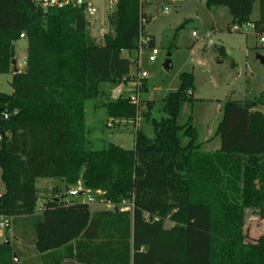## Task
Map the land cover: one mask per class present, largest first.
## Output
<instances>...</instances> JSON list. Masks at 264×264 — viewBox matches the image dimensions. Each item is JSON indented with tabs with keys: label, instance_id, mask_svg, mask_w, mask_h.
I'll return each mask as SVG.
<instances>
[{
	"label": "trees",
	"instance_id": "16d2710c",
	"mask_svg": "<svg viewBox=\"0 0 264 264\" xmlns=\"http://www.w3.org/2000/svg\"><path fill=\"white\" fill-rule=\"evenodd\" d=\"M149 1L116 0L110 31L95 43L83 7L45 11L33 0H0V73H13V92L0 93V216L16 220L20 240L0 242V264H264V234L246 240V209L264 219V120L254 111L264 91L224 103L214 151L202 148L193 115L182 118L196 101L191 72L161 100L134 103L121 95L104 103L109 120L144 118L152 137L137 125L132 149H94L88 138L85 101L100 97L102 82L137 81L131 68L138 62L124 51L138 50L142 36L156 46L145 32ZM205 1L210 10L228 8L238 26L251 22L258 2L253 30L264 36V0ZM22 33L26 66L12 70ZM220 53L227 55L224 46ZM147 90L142 79L139 91ZM42 177L61 179L68 190L81 181L101 191L100 200L127 199L133 208L92 211L87 202L58 196L38 213ZM28 244L36 256L24 259Z\"/></svg>",
	"mask_w": 264,
	"mask_h": 264
},
{
	"label": "rangeland",
	"instance_id": "374dc122",
	"mask_svg": "<svg viewBox=\"0 0 264 264\" xmlns=\"http://www.w3.org/2000/svg\"><path fill=\"white\" fill-rule=\"evenodd\" d=\"M94 3L97 11L87 15L91 21L88 38L91 42L102 43L104 34L110 31L108 15L115 8L116 0H95ZM144 12L151 18L150 22L145 23V32L155 38L156 47L159 49L157 60L153 62L149 60L151 54L149 47L129 53L124 51V55L138 62V65L133 63L131 68L136 77L139 72L148 74L146 78L148 90L140 92V100H161L178 90L180 75L183 72L194 73L196 87L192 96L196 101L185 105L182 118L193 115L194 125L198 127L202 138L205 134H211V128L214 130L213 134L216 131L227 100H253L264 91V66L258 59L259 55L264 56V43L260 40L261 36L252 28L253 22L259 18L258 2L254 4L251 22L241 25L240 31L232 30L234 25L228 8L210 10L205 0H151L145 3ZM194 31L196 35L192 34ZM221 46L225 47L226 56L221 55ZM15 50L13 68L22 70L26 66L27 57L25 37L16 43ZM169 53L173 67L168 72L164 69L163 63ZM12 79V71L0 73V93L13 92ZM135 88V82L113 85L102 82L100 97L85 101V124L94 149L107 148L109 143L127 149L134 148L137 125L144 128L149 136L154 135L151 124L144 118H140L138 123L132 120L111 121L106 114L104 103L121 95L129 97L135 93ZM256 111L261 113L264 120V104L259 105ZM161 116V113H155V117ZM212 140L214 141L205 146L201 143L202 148L213 151L221 146L219 139L213 137ZM52 179L43 177L37 179L40 200L59 196L77 202L83 199L88 201V198L93 196L96 202L89 203L92 210L116 207L119 210L132 209L131 203L118 206L103 203L95 192L70 196L63 183L50 182ZM3 187L0 170V190ZM73 187L85 189L83 182ZM6 219L10 221V227L0 225V242H14L17 238L14 231L18 224L16 225V220L7 216H0V223ZM246 220V240L253 241L264 234V222L262 224V219L256 218L251 209H246ZM171 225L167 219L166 226ZM30 247L31 245L29 251Z\"/></svg>",
	"mask_w": 264,
	"mask_h": 264
},
{
	"label": "built area",
	"instance_id": "2783aa9c",
	"mask_svg": "<svg viewBox=\"0 0 264 264\" xmlns=\"http://www.w3.org/2000/svg\"><path fill=\"white\" fill-rule=\"evenodd\" d=\"M36 4V6L42 8L43 10H48L49 8L51 7H57V8H62V7H65V6H68V5H73V6H77V7H83L84 9V12L85 14H93L97 11V7L95 6V3L94 1L95 0H33ZM240 27L241 26H238V25H234L232 27V30L234 31H240ZM253 24H252V28H253ZM193 35H196V32L194 31L192 33ZM25 37V34L22 33L21 34V38H24ZM261 42L264 43V36H261L260 38ZM147 43H148V39L147 37H141L140 39V45H139V50H142L144 48H147ZM159 53V49L158 47L154 46L153 48H151V54L149 55V60L150 61H156L157 60V55ZM148 76V74L146 72H139L138 74V77H137V81L135 82L136 83V88H135V93L133 95H130L129 98L132 102L134 103H138L139 100H140V85H141V81L142 79H146ZM5 117H7V114L5 115ZM1 138V136H0ZM81 182V181H79ZM86 193H89V194H93L92 191L90 190H87L86 189H82V188H78V187H73L71 189L68 190V194L70 196H78V195H85ZM96 194H98V198H99V195L102 194L101 191H96L95 192ZM68 201V200H66ZM101 202L103 203H106L105 201L103 200H100ZM87 203H93V202H96V198L93 197V196H90L88 198V201H85ZM130 204L131 203V208H133V202H131L130 200H127V199H124L122 200V202L120 203V205H126V204ZM106 204H111L110 202L109 203H106ZM114 205V204H113ZM118 206V205H116ZM129 210V209H127ZM0 225L2 227H8L9 226V222L7 220L3 221L0 223Z\"/></svg>",
	"mask_w": 264,
	"mask_h": 264
},
{
	"label": "crops",
	"instance_id": "0c3cea01",
	"mask_svg": "<svg viewBox=\"0 0 264 264\" xmlns=\"http://www.w3.org/2000/svg\"><path fill=\"white\" fill-rule=\"evenodd\" d=\"M216 11H218L220 8H214ZM96 21V20H95ZM91 22V21H90ZM102 32H105V30H101ZM149 34V33H148ZM149 35H152V34H149ZM21 39H23V38H21ZM20 39V40H21ZM155 45H156V41H155ZM25 61H26V59H25ZM24 61V62H25ZM12 70H14V68L12 67ZM135 85H136V83H135ZM258 107L259 106H257L256 108H254V111H256L257 109H258ZM221 121V120H220ZM198 128V127H197ZM217 129V128H216ZM199 130V129H198ZM211 130V134H205V136H203L202 138L200 137V142L203 144V146H205V145H208L209 143H211V142H213L214 140H212L213 139V137H215V139L217 138V139H219V137H216L215 136V132H214V134H213V128H211L210 129ZM199 134H201V132L199 131ZM220 140V139H219ZM219 146H220V144H219ZM219 147H216L214 150H216V149H218ZM208 150V149H207ZM213 150V151H214ZM50 182H60V183H63V180H61V179H57V178H53L52 179V181L50 180ZM37 189H38V187H37ZM4 187H3V189L2 190H0V194H2L3 192H4ZM47 197V196H46ZM66 200V199H65ZM46 201V199L44 198V199H42V200H38V205H37V212L38 213H40L41 211H42V209H43V204H44V202ZM77 202H85V200L83 199V200H81V201H77ZM91 208V207H90ZM101 208H97V209H91L92 211H94V210H100ZM7 220V219H6ZM8 222H9V226L8 227H10V221L9 220H7ZM262 221V224H263V222H264V219H262L261 220ZM16 240L18 241V242H20V240L18 239V238H16ZM30 249H31V247H30ZM23 251H24V259L25 258H31V257H34V256H36V254L34 253V252H32V254H30V251H29V246H26V245H24V247H23Z\"/></svg>",
	"mask_w": 264,
	"mask_h": 264
},
{
	"label": "water",
	"instance_id": "95a60500",
	"mask_svg": "<svg viewBox=\"0 0 264 264\" xmlns=\"http://www.w3.org/2000/svg\"><path fill=\"white\" fill-rule=\"evenodd\" d=\"M170 53L168 54L165 62L163 63V67L166 71H171L172 70V67H173V63H172V60L170 58ZM258 59L260 60V62L262 63V65L264 66V56L263 55H259L258 56ZM15 62V61H14ZM4 132L2 130H0V134H3ZM115 211L118 212L119 211V208L116 207L115 208ZM14 258L16 261H19V257L16 253H14Z\"/></svg>",
	"mask_w": 264,
	"mask_h": 264
}]
</instances>
